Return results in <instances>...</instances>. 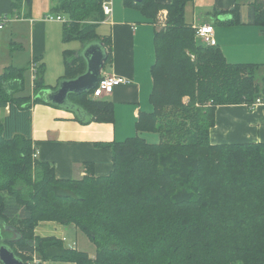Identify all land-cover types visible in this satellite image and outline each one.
Masks as SVG:
<instances>
[{
  "label": "trees",
  "instance_id": "obj_1",
  "mask_svg": "<svg viewBox=\"0 0 264 264\" xmlns=\"http://www.w3.org/2000/svg\"><path fill=\"white\" fill-rule=\"evenodd\" d=\"M102 1L56 0L54 11L67 19L64 41L109 45V36L96 32L105 19ZM190 1L124 0L151 20L167 9L166 28L153 39L152 111H141L135 123L137 132L158 140L136 135L110 143L107 175L96 176L86 163L81 178L58 179L53 165L33 158L30 99L44 102L38 95L46 88L44 66L33 97L21 94L26 67L8 66L0 75V245L23 264L33 253L76 264H264V141H210L217 106L251 108L264 100V76L256 82L264 63H229L218 46L197 42L185 17ZM30 2L12 0V7ZM230 13L227 23H242L239 4ZM248 22L264 34V0L249 5ZM64 55L59 82L85 69L79 52ZM90 93L69 96L76 118L112 120V103ZM40 221L76 226L95 245L94 257L35 235Z\"/></svg>",
  "mask_w": 264,
  "mask_h": 264
},
{
  "label": "crops",
  "instance_id": "obj_2",
  "mask_svg": "<svg viewBox=\"0 0 264 264\" xmlns=\"http://www.w3.org/2000/svg\"><path fill=\"white\" fill-rule=\"evenodd\" d=\"M111 1V17L99 24L104 30L98 34L110 38L109 45L105 47L110 59L105 62L101 76L115 74L127 78L129 82L116 86L110 94L102 97L92 98L89 95L94 100L111 102L113 118L110 121L92 120L83 124L73 110L51 103L47 97L57 88L59 79L65 73L64 51L80 53L83 48L79 40V44H73L75 48L65 44L63 22L45 19L46 15L56 13V0H31L29 6L22 3L18 10L12 7V0H0V20L8 18L0 29V61L3 63L7 54L22 52L29 72L34 71L37 75L39 64L44 66L42 76L46 88L38 94L44 102L35 103L30 99L32 146L37 151L36 158L39 161L54 166L58 179L81 178L86 174V163L92 164L91 169L96 176L107 175L112 169L110 143L141 134L135 129L138 115L141 111H152L149 96L153 85L150 67L155 61L153 39L155 32L160 29L157 24L158 13L162 10L167 12V9L158 10L156 17L151 20L136 7L125 5L124 0ZM155 2L164 5L171 0ZM253 2L191 0L185 7V17L191 24L205 22L213 25L217 46L229 63L260 64L264 63V34L258 26L248 22L249 5ZM236 4L240 6L242 23L229 24L226 21L232 19L230 11ZM16 56L13 55V58L16 59ZM7 67L8 64L3 65L2 71L5 72ZM31 78L30 91L33 97V74ZM141 137L147 140L145 136ZM210 141L213 144L264 141V102L255 108H249L246 104L217 106L215 124L210 129ZM76 228L55 221H40L34 233L41 237L54 236L61 239L64 247L75 248L94 257L95 252L89 254L77 248V242L68 240L70 230ZM39 264L76 263L41 260Z\"/></svg>",
  "mask_w": 264,
  "mask_h": 264
},
{
  "label": "water",
  "instance_id": "obj_3",
  "mask_svg": "<svg viewBox=\"0 0 264 264\" xmlns=\"http://www.w3.org/2000/svg\"><path fill=\"white\" fill-rule=\"evenodd\" d=\"M140 2L141 0H132ZM80 55L85 61V69L74 78L63 79L57 88L47 94L48 100L56 105L73 110L75 106L71 103L69 96L82 94L92 90L101 78V71L108 58L105 46L98 41H90L83 45ZM1 264H23L14 253L5 245H0Z\"/></svg>",
  "mask_w": 264,
  "mask_h": 264
},
{
  "label": "built area",
  "instance_id": "obj_4",
  "mask_svg": "<svg viewBox=\"0 0 264 264\" xmlns=\"http://www.w3.org/2000/svg\"><path fill=\"white\" fill-rule=\"evenodd\" d=\"M102 11L105 15L104 21H107L112 15V1L111 0H103ZM167 12L166 10H162L158 13L157 24L159 26H164V22L166 21ZM45 19L47 20H58L63 23L67 21V19L62 15H46ZM8 21L7 17H3L0 20V29L4 26V24ZM192 28L195 31V39L202 45L205 46H217V40L215 38V30L212 24L210 23H192ZM129 80L125 77L111 74V75H103L100 78V81L97 85L91 90L90 96L92 98L102 97L105 94H110L114 88L118 85L126 84ZM264 100L262 98H257L255 102L251 105V108H255L260 103H263ZM33 158L37 157V151L34 149ZM41 259L33 253L31 259H29L25 264H39ZM1 264V263H0Z\"/></svg>",
  "mask_w": 264,
  "mask_h": 264
},
{
  "label": "rangeland",
  "instance_id": "obj_5",
  "mask_svg": "<svg viewBox=\"0 0 264 264\" xmlns=\"http://www.w3.org/2000/svg\"><path fill=\"white\" fill-rule=\"evenodd\" d=\"M243 2L245 3L246 0H243ZM55 14L56 13H52V15H54V16H55ZM166 21L164 22V26H159L160 29L166 28ZM102 30H104L103 27L101 25H99L97 27L96 32L100 33V32H102ZM75 43L79 44V41L76 40V39H71L69 41H66L65 44H67V46L70 47V48H75V46H73V44H75ZM85 44H83V45H85ZM13 55H15V56L17 55L16 59H15V57L13 58ZM13 55L10 54L8 56V54H7V55H5L4 62L2 63L0 61V72H3L2 71L3 70L2 66L3 65H7V64H8V66H16V67H25L26 66V63H25L26 59L24 58V55H25L24 53L15 52V53H13ZM257 73L258 74L256 75V82L261 83V77L264 76V68H259ZM31 74H33L34 78H36V74L34 73V71L30 70V72H29V69L26 68L25 71L23 72L24 90L21 92L22 95H29V94L31 95L30 87H31V81L33 79V78H31ZM183 102H188V98L187 97H183ZM4 112L5 111H1L0 110V115L3 114ZM139 135L145 136L148 141H152V142H155L158 139L157 134L152 133V132H145V133H141ZM74 231H76V233ZM13 237H14V235H13ZM67 238H68V240H72L74 242H77L76 243L77 246H78L77 248L85 250L89 254H92L93 252H95V245L89 239V237L86 236V234L83 231H81L79 228H76V230H74V229L70 230V236H68ZM67 243H68V241L66 242V244Z\"/></svg>",
  "mask_w": 264,
  "mask_h": 264
}]
</instances>
